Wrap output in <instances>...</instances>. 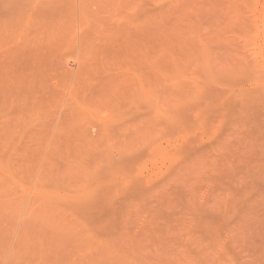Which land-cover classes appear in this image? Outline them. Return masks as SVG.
Listing matches in <instances>:
<instances>
[{
	"label": "rangeland",
	"instance_id": "1",
	"mask_svg": "<svg viewBox=\"0 0 264 264\" xmlns=\"http://www.w3.org/2000/svg\"><path fill=\"white\" fill-rule=\"evenodd\" d=\"M0 264H264V0H0Z\"/></svg>",
	"mask_w": 264,
	"mask_h": 264
}]
</instances>
